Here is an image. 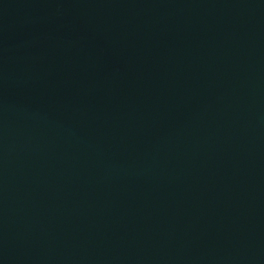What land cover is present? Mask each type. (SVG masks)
Segmentation results:
<instances>
[{
  "label": "water",
  "instance_id": "95a60500",
  "mask_svg": "<svg viewBox=\"0 0 264 264\" xmlns=\"http://www.w3.org/2000/svg\"><path fill=\"white\" fill-rule=\"evenodd\" d=\"M0 264H264V0H0Z\"/></svg>",
  "mask_w": 264,
  "mask_h": 264
}]
</instances>
